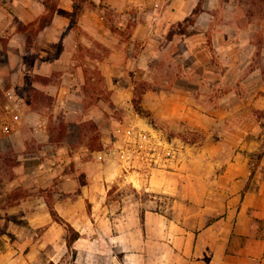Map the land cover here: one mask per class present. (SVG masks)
<instances>
[{"label": "crops", "instance_id": "crops-1", "mask_svg": "<svg viewBox=\"0 0 264 264\" xmlns=\"http://www.w3.org/2000/svg\"><path fill=\"white\" fill-rule=\"evenodd\" d=\"M2 1L0 35L9 37V62L0 71L20 77L23 93L16 92L17 87L8 89L10 118L18 114L19 120L15 129L0 135V145L8 152L15 148L22 154L14 163L0 164V182L6 185L5 193H0L6 204L0 210L11 215L4 222L0 264L61 262L70 251L67 230L54 219L52 208L81 233L73 244L76 264H264V156L252 178L244 157L236 155L229 161L214 180L221 185L214 187L218 194L205 191L198 200L202 214H223L198 229L158 211L143 212L139 201L125 205L113 224L110 189L125 170L108 160L111 139L101 129L108 115L100 107L106 102L100 94L93 97L90 76L95 68L109 73L127 61L121 38L116 46L111 42L115 34L104 12L107 6L101 0L89 3L73 23L75 0H59L52 23L27 49V33L18 29L15 20L37 19L46 9L43 0ZM103 1L117 10L144 12L147 20L138 18L133 37L153 41H159L165 27L184 20L200 2L187 9V1L179 6V0ZM7 8L11 11L6 13ZM206 19L200 15L197 25L208 29L213 19ZM190 36L183 45L189 46ZM98 42L113 50L103 52ZM2 79L0 75V85ZM120 95L115 102L124 104ZM262 101L259 97L255 104L264 107ZM94 122L100 128L97 131L86 126ZM95 133L99 134L96 143ZM144 181L134 175L133 183L140 189L161 184L154 176ZM172 183L166 179L163 184Z\"/></svg>", "mask_w": 264, "mask_h": 264}, {"label": "rangeland", "instance_id": "rangeland-1", "mask_svg": "<svg viewBox=\"0 0 264 264\" xmlns=\"http://www.w3.org/2000/svg\"><path fill=\"white\" fill-rule=\"evenodd\" d=\"M186 1L188 9L196 0L177 2L184 6ZM100 2L107 6L104 12L115 34L111 42L116 46V39L121 38L127 53V61L121 66L109 73L95 68L90 75L93 97L100 94L106 102L100 107L108 115L101 125L111 139L108 160L117 161L125 170L110 189L113 224L125 205L139 201L143 212L158 211L185 227L198 229L223 214H202L200 195L205 191L218 194L214 187L221 185L214 180L236 155L255 168L256 153L264 147V107L255 104L259 97L264 102V0H204L198 17L204 14L213 19L208 29L200 25L201 29L197 20L194 24L176 22L165 27L159 41L134 39L138 18L147 20L140 9L117 10ZM8 11L11 9H5ZM187 36L191 37L189 46L183 45ZM8 38L0 35V70L9 62ZM98 43L103 52L113 50ZM0 73L1 123L11 115L6 106L11 96L8 89L17 87L16 92H23L20 77L16 79L10 71ZM135 88L143 109L151 116H143L136 109ZM117 93H122L119 97L125 99L124 104L115 102ZM86 126L100 129L96 123ZM11 131L0 127V135ZM4 147L0 145V164L14 163L22 155L21 150L8 152ZM135 174L143 182L154 176L161 184L140 189L133 183ZM166 179L173 183L166 186ZM5 191L6 185L0 182V193ZM5 204L1 197L0 207ZM10 216L0 210V249L5 246L4 222ZM75 256L70 250L56 264H76ZM46 262L35 260L31 264Z\"/></svg>", "mask_w": 264, "mask_h": 264}, {"label": "trees", "instance_id": "trees-1", "mask_svg": "<svg viewBox=\"0 0 264 264\" xmlns=\"http://www.w3.org/2000/svg\"><path fill=\"white\" fill-rule=\"evenodd\" d=\"M58 1L59 0H43L46 6L44 13L41 14L37 19L29 23H24L16 18L15 23L17 24L18 29L27 33V36H28L27 49H30V47L34 45L35 39L37 35L39 34V32L43 30L46 26L52 23L53 17L57 10ZM87 2L95 3V0H75V15H74L73 23L78 22V20L80 19L81 15L84 12L85 3ZM203 2L204 0H200L199 4L193 9L192 13L188 15L184 20L179 21V25L183 24L184 22L185 23L187 22L189 24H194L195 21L197 20L198 15L201 13L202 9L200 8V6ZM133 103L141 115L146 116V117L151 116L150 112L147 109H143L141 101H140V96H138V93L136 92V88H135V93L133 95ZM93 124H95V122ZM97 138L99 139V134L95 135V143L98 140ZM245 153H249V152L245 150ZM256 154H257L256 157H257V161H258L257 165H258L264 156V147L261 151H259ZM256 166L255 168H251V175H250L251 177L254 175L256 171L255 170ZM248 189H249V183L242 190V194L244 195ZM51 211H52V215L54 219L64 224L67 230V242H68L69 249L75 253L76 250L73 248V244L81 236V233L70 222H68L62 216H60V214L54 208H52ZM217 219L218 217H215L211 221H214ZM73 262H75V260ZM49 263L56 264V262L53 260H50L49 262H47V264Z\"/></svg>", "mask_w": 264, "mask_h": 264}, {"label": "built area", "instance_id": "built-area-1", "mask_svg": "<svg viewBox=\"0 0 264 264\" xmlns=\"http://www.w3.org/2000/svg\"><path fill=\"white\" fill-rule=\"evenodd\" d=\"M18 120H19V115L16 114L13 118H9L8 120L1 122L0 127L4 130H13L17 127Z\"/></svg>", "mask_w": 264, "mask_h": 264}]
</instances>
